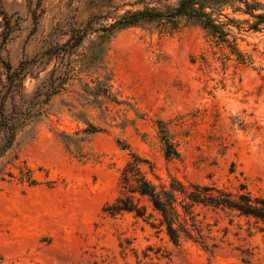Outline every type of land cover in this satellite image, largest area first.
I'll return each instance as SVG.
<instances>
[{
    "label": "rangeland",
    "instance_id": "obj_1",
    "mask_svg": "<svg viewBox=\"0 0 264 264\" xmlns=\"http://www.w3.org/2000/svg\"><path fill=\"white\" fill-rule=\"evenodd\" d=\"M177 1H2L13 27L2 60L13 67L31 64L22 92L6 104L8 113L33 114L13 153L40 184L12 180L0 185V264H242L248 252L264 262V225L253 219L197 208L206 251L189 240L174 247L161 229H153L157 216L145 199L147 221L132 213L103 212L119 196L121 171L131 161L117 139L151 162L153 174L163 181L174 176L229 190L244 183L253 195H264V28L234 29L240 50L251 58L246 64L194 25L172 35L151 26L118 32L98 74L89 69L103 41L96 33L78 48L64 47L58 58L47 55L90 19L96 29L126 10ZM2 26L0 17V36ZM1 62L3 95L7 83ZM54 69L79 73L46 101L40 95ZM96 77L109 79L117 103L88 95L86 86L94 87ZM159 121L180 158H164ZM86 123L105 133L86 135ZM59 134L69 136L67 145ZM141 170L158 183L147 165Z\"/></svg>",
    "mask_w": 264,
    "mask_h": 264
},
{
    "label": "trees",
    "instance_id": "obj_2",
    "mask_svg": "<svg viewBox=\"0 0 264 264\" xmlns=\"http://www.w3.org/2000/svg\"><path fill=\"white\" fill-rule=\"evenodd\" d=\"M2 1L0 0V17L3 21L0 60L5 68L7 90L0 95V185L17 180L21 184L34 187L40 182L34 177L26 162L20 161L18 155L13 153L18 134L28 125L33 114L30 111L28 113L6 111L10 96L14 97L17 91L22 92L23 82L31 64L20 62L17 67H13L9 62L2 60V51L13 33L10 18L3 10ZM185 25L200 27L237 62L246 64L251 58L240 50L234 29L239 33L244 31L242 25H246L249 31L260 32L264 28V0H178L174 5H145L139 9L126 10L112 17L111 23L96 29L94 20L90 19L83 27L75 29L65 44L47 55L58 58L64 55L62 54L64 47L72 43L70 46L72 49L78 48L88 35L96 33L103 41L93 53L89 69L98 74L108 44L118 32L133 27L151 26L160 34L172 35ZM87 69L84 67L80 72ZM78 70L71 69L59 74L56 69L52 70L45 83V94L40 96L44 95L45 100L49 101L66 87L69 80L77 76ZM108 81L107 78L102 81L96 77L91 80L95 86L92 88L86 86V92L89 96L103 97L117 103V100L110 96ZM102 88L103 90H99ZM158 127L164 158L167 161L180 158V153L171 140L165 124L159 121ZM84 133L91 136L105 133V130L86 123ZM68 137L65 134L58 135L64 145H67ZM116 142L120 149L129 152L131 161L121 171L119 196L103 208L104 213L116 216L127 212L147 221L151 215L147 214L146 207L141 204V200L145 199L157 216L155 219L157 223H153V229H161L174 247H180L184 240H189L199 244L206 251H210L206 243L208 238L203 235L202 222L197 219V208L233 213L264 225V195H253L246 184H239L234 190H229L215 183H184L174 176H168V180L163 181L153 174L151 162L132 152L130 146L123 141L117 139ZM141 165L148 166L150 173L157 179V184L146 177ZM245 255L240 259L242 264H264L260 260H254V254L251 252Z\"/></svg>",
    "mask_w": 264,
    "mask_h": 264
}]
</instances>
